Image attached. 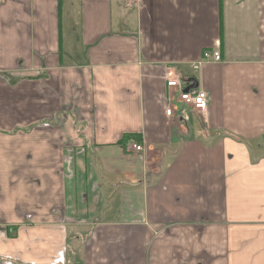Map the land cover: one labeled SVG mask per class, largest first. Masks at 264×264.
<instances>
[{
	"label": "crops",
	"instance_id": "1",
	"mask_svg": "<svg viewBox=\"0 0 264 264\" xmlns=\"http://www.w3.org/2000/svg\"><path fill=\"white\" fill-rule=\"evenodd\" d=\"M0 222V264H264V0H0Z\"/></svg>",
	"mask_w": 264,
	"mask_h": 264
},
{
	"label": "built area",
	"instance_id": "2",
	"mask_svg": "<svg viewBox=\"0 0 264 264\" xmlns=\"http://www.w3.org/2000/svg\"><path fill=\"white\" fill-rule=\"evenodd\" d=\"M220 59L219 50H205L201 61L194 66V69L198 70L204 64L218 63ZM166 83L169 90L165 109L167 118H178L183 123H188L193 114H206L209 108V95L204 89L197 87L186 92V89L192 86L193 82L179 76L166 77ZM128 150L143 152L145 148L141 144L132 143ZM13 230L11 227L8 232L13 233Z\"/></svg>",
	"mask_w": 264,
	"mask_h": 264
},
{
	"label": "rangeland",
	"instance_id": "3",
	"mask_svg": "<svg viewBox=\"0 0 264 264\" xmlns=\"http://www.w3.org/2000/svg\"><path fill=\"white\" fill-rule=\"evenodd\" d=\"M190 121H191V119H190ZM3 224V225H2ZM0 234H5V232H8V230H9V228H11V227H5L6 225H5V223H1L0 222ZM9 234H10V232H8ZM11 234H13V233H11ZM10 234V235H11ZM9 235V236H10ZM0 262H2V260L0 259Z\"/></svg>",
	"mask_w": 264,
	"mask_h": 264
},
{
	"label": "water",
	"instance_id": "4",
	"mask_svg": "<svg viewBox=\"0 0 264 264\" xmlns=\"http://www.w3.org/2000/svg\"><path fill=\"white\" fill-rule=\"evenodd\" d=\"M190 81L193 82V85L190 86V87H188V88L186 89V92L189 91V90H191V89H195V88L198 87V84H197L196 80L191 79Z\"/></svg>",
	"mask_w": 264,
	"mask_h": 264
}]
</instances>
